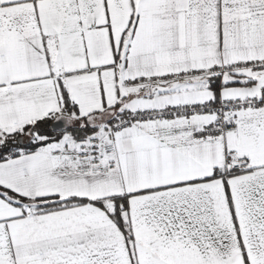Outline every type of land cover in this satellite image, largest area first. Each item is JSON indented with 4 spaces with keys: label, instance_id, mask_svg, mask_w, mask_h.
<instances>
[{
    "label": "snow or ice",
    "instance_id": "snow-or-ice-1",
    "mask_svg": "<svg viewBox=\"0 0 264 264\" xmlns=\"http://www.w3.org/2000/svg\"><path fill=\"white\" fill-rule=\"evenodd\" d=\"M0 264H264V0H0Z\"/></svg>",
    "mask_w": 264,
    "mask_h": 264
}]
</instances>
